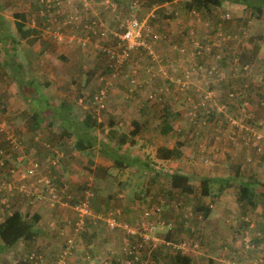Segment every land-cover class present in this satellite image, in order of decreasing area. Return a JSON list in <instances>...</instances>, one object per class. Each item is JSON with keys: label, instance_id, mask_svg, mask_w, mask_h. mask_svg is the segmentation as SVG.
<instances>
[{"label": "rangeland", "instance_id": "obj_1", "mask_svg": "<svg viewBox=\"0 0 264 264\" xmlns=\"http://www.w3.org/2000/svg\"><path fill=\"white\" fill-rule=\"evenodd\" d=\"M14 1L17 3L14 4V2H11L5 9H2L5 11L3 13L7 16L5 18L7 19L8 23H12V16L15 12L18 11V8L23 5V2L28 4V10H34L36 6V0H30V2H28L27 0ZM128 1L129 0H122V16L126 14L130 15L132 13L126 8ZM185 1L188 0H175V2L173 3L160 6L159 0H143L140 6L142 14L149 11L150 9H153L154 7H158L157 9H155L157 16L153 20H155V29L158 31L160 39L156 41L155 44L157 43L156 49L159 52L158 55L163 57L162 62L164 60L170 62H166L162 65V68L165 71L166 69H168L170 74L166 73V75L159 74L156 76H165L167 80L168 77L171 76L170 80H172L175 79L174 76L178 77L179 75L188 74V77H182L181 79L177 80L179 81V83L182 81L186 83V80L192 83V81L194 80L193 75L197 73V69L194 68L195 65L189 68L187 66V62L193 61V57L188 54L185 55L186 58L184 57V55H182V57L177 59L174 57L173 53H175V50L180 49L181 43L184 42V44H186L187 41L190 42V34H195L198 38L200 36H204L203 32H207L210 29L216 30V26H218V22L215 20L216 16L218 17L220 12L224 11H222L221 8L219 9L212 7L210 9L212 15L207 19H203L200 15V12L198 11H196L195 14H187L186 12H184L186 11V9H183L182 7L184 6ZM0 4L4 5V0H0ZM27 4L25 5L27 6ZM232 5L233 7H231L229 4H226V6L223 5L222 8L227 9L230 18L235 17L236 20L238 19L235 26L243 28H241L239 32L234 33L236 35L234 38L219 36L217 49L218 51L222 50L224 54L223 57L227 59H230L231 55L236 54L237 56H234L233 58L239 59L241 60V62H247L242 64H251V75L253 77H256L257 71H261V69L264 67L263 60L256 59L259 54H263L264 52V13L263 15L261 14V17L252 20L250 19V23H247L248 18L246 17L247 10L245 9L246 7H244L245 5L243 3ZM28 16H30V13L28 14ZM33 16L35 18H38L35 14H33ZM148 23L151 24V22ZM67 28L74 29V26L71 25ZM62 34L65 35L64 32ZM58 40L63 42L61 37ZM47 43L48 44L46 47V52L43 56H47L49 61L52 63L50 65V68H29L25 71L23 77L26 78L27 74L31 71L32 74L37 76L40 81H47V79H50L51 82L48 81L49 84L45 87H41L39 89V92L49 96L50 99L56 101L55 103H59L61 97L65 99H67V97L70 99L71 97H73V101L70 100V102L73 103L74 101H79V103H75V105L79 107L81 111L90 110L89 113L94 116L96 123H100L101 126L98 124H96L95 126V133H97L98 135L105 134L104 130L107 128V123L110 116L114 118V124L117 129L115 130L119 133H122V131L125 133L128 132L127 130L131 128L129 121L130 119L135 118L134 113L140 120L146 118L145 125H147V128L142 129L139 134L134 137L135 143L132 146H130L129 144L122 145L119 152L122 153L124 151L123 153H126L125 155L128 158H132L133 156L139 157L141 161H146L147 163H149L150 166L153 167L154 170H156V173H158L157 171H161L163 173L167 172L170 174L179 172V174L185 175L187 177L185 180V184L192 188V192L182 194L176 189L171 188L169 185V179L166 176L160 177L158 179V176L154 175L153 172L152 174L151 172L150 174L147 172L141 174L142 171L140 172L134 170V167H131V169L117 168L113 165V160L108 155L99 153L96 149L82 151L77 148V150L80 152L76 153V149L64 147L63 145L61 146L58 143L59 150H63L66 152V158H68V160L66 161L69 162V164L67 165V170H70L71 175V181L68 180L67 182V184H69L70 186L66 184L67 180L65 181L63 179H59L60 182L63 183L62 185H67L69 190L76 195V193L79 192V188L81 186H86L89 184L94 192L90 203L92 210L96 215H100V213L98 212L99 209H104L103 207L105 206L110 207L105 201L111 198L112 201L115 202V204H113V206L111 207L118 209V215L128 222H135V220L139 216L140 211L142 212L144 208L151 207L158 208V211H156L155 214L156 219H158L159 214L160 216L162 215L165 218H171L174 216L177 219L185 218L180 225L174 223L173 226H170V231H168V233L166 232V226H162L161 223H156L154 233H167L170 238L171 235H174L172 239L176 241L172 243H177L183 238L190 237L185 228H192L193 233L191 234V237L194 235L197 237L199 236L198 247L196 250L192 251V259L194 262L192 264H205L207 256L214 257L217 253L218 257L222 256L221 258H223L225 254L231 255V252L235 264H245L246 255L250 253L249 251H252L254 248L251 249V246L245 247L244 239H252L253 241V239L255 240L256 237L257 241L254 242L256 245L257 242L262 241V238H264L261 231V224L264 225V215L258 214L260 213L261 208L264 207V196L258 194L255 196V206L253 208L247 205V203L244 201H242L241 203L237 202L235 200V197L238 193L239 183L249 177L253 169H256L254 171H259V173L262 172L264 175L261 163H258L259 169L254 166L256 165V163L249 164V159H252L254 157L258 158L259 155L261 157V153H252L251 148L249 146H244L236 137V139H230L228 137L229 127L223 121H221L220 123H215L212 121L210 123L209 128H211V135L209 134V132L205 131L198 137H191L188 133L186 134L187 138H185L183 136H179V134H177L175 130V127H181L179 122L183 121L184 118L171 115L168 117V119L169 123L174 126V133L173 131H168L167 133L161 134L159 132V128L161 127L160 112L158 108H156L157 105H154L156 103L151 102V100L147 97L149 89H133L131 91L132 93L129 94L130 97L124 96L127 83L126 78H124L122 74L129 73L131 69L135 67V63L139 65V63L145 60L142 56L143 53H141L140 51H137V54H141L140 59L137 58V55H132V59L127 61L126 66L121 65L119 71L113 77H111L107 73H104V76L107 77L109 81L107 90V108L95 110L91 105L89 107V97L95 90L96 85H98L99 73H102V71L104 70H108L106 58L98 54V51L94 48L87 47L85 50H83V48H80V46L76 42L71 47L66 46L67 49H70L69 51L63 50L62 46L59 47L54 42L47 41ZM19 50L18 54L20 55L21 52ZM38 58L39 57L36 58L34 63L38 62ZM176 60H180V62L185 61V64H181L182 67L184 66V69H182L183 73L180 72V74H178V72L176 71V66H173V64H171ZM0 69L2 68L0 67ZM224 70H221L223 71L222 76H224L225 81L221 82V84L224 83V85H219L218 88L214 87L216 89L215 92L219 91L221 94L225 93L228 86L235 87L236 83H238V81L240 80L239 77L230 76V73L225 72ZM172 73H175V75L172 76ZM48 74H51L53 78H47ZM10 75L11 74L9 73H5V71L4 74H2L0 71V78L3 82L6 83L4 86L5 89L7 88V85L12 82L9 78ZM13 76L15 75L13 74ZM64 76H66L67 80L72 79V82H62L61 78ZM57 77L60 79L58 80ZM196 79L200 82L201 86L204 85L206 87L207 85L211 84V80L206 79L204 76ZM166 82L161 85L163 91H165L164 87H167ZM172 84L176 85L178 83L174 80V83ZM141 91L144 92L142 93ZM135 93H139V96L136 100ZM216 95H218V93ZM246 101L248 103L252 102V104L255 103V100L251 101L247 99ZM239 102L240 101H237V103H231V108H228L227 110L228 114L226 112V115H228V119L232 118L234 114L240 117H245L244 114L249 111L245 107L248 103H245V105L243 106L244 109L242 110V106L240 105L242 101L240 102V104ZM193 103H196V100L193 101ZM255 106L256 108L257 106L258 108H261L257 104ZM139 108H142L143 114L137 115V110ZM217 108H219V106ZM234 111L237 113H234ZM123 116H125L126 121H123ZM7 118V115H3L1 113V119H3L6 124ZM20 119L21 122L25 121V124H29L30 118L29 116L25 115V113L22 112ZM253 119L254 118H251L250 116L249 120L252 121ZM25 124H23V128L26 126ZM41 125L44 126L45 129L44 127V130L35 128V135H33L34 133L32 134V132L29 133L28 130L26 131L29 140L34 145L29 146L32 149L30 150L28 146H23L22 144V150L25 154L30 155V153H32L36 156H41L44 155L47 151V149L42 146V141H40L38 136H41L44 139V134H48L49 131V133H53L51 131L54 129L53 126H50V124H48L46 120L42 121ZM8 129L12 131L15 130V128L12 129L10 127H8ZM182 130L185 131L186 128H182ZM214 135H217L219 138L214 140ZM211 138L213 140L211 146L213 145L212 148H216L217 151H215V153H212L210 156H208V153L206 155H202L204 154V152H209V144ZM177 141L182 142V145L180 147L181 154L178 158L170 159L169 162L163 161L161 163L154 160L155 149L157 147L165 146L167 148H170L174 146L175 142ZM213 142L216 145H214ZM0 151L4 155H0V162L2 163H0L1 173L2 171H4V168H6L5 166L11 163L10 156L12 155L9 151L5 150L1 140ZM72 151L74 152V154L72 153ZM247 155L249 157H246ZM95 156L97 158L96 161L93 160ZM56 159V157H52L49 160V167H52L51 163ZM90 160L91 162H89ZM63 162L64 161L59 159L58 164L62 166ZM39 163V173L50 175V177L54 179L52 174H50V172L48 171L47 165L41 161ZM237 164L240 165V169L238 172H236L235 168V165ZM148 175H153V178L149 180ZM201 176H211L218 179L229 178L231 180V183L227 187H223L219 193H217L216 190L219 183H214L212 184L213 187L211 195H201L199 192V179ZM1 177L0 179H2ZM257 177H259L260 180L257 179L258 182L256 185H254L255 194L259 193L260 190L264 187V181L262 180L263 176L258 175ZM26 183L28 184L29 180H27ZM29 188L30 190L34 189L31 186ZM167 191H169L170 193ZM175 193L177 195H175ZM106 195H110L108 196L109 198L106 197ZM133 199L135 200V204L133 206L131 205L130 208L132 211H135V214H137L135 216L137 218L135 219V217H132L131 219H127V217L124 216L125 213L124 210H122V206L129 201L131 202ZM159 200L163 202H160ZM5 201L11 203L9 202V198L6 194L0 193V202ZM175 203H177L176 207H174L173 205ZM155 204H159L160 210L159 207H156ZM1 205L0 211H4ZM206 205L211 207V212L209 213L208 218L202 219L201 210L197 209L194 211L192 207ZM254 209L256 210L254 211ZM160 212H162V214ZM211 213H213V216L210 215ZM258 215H262V217H257ZM214 216H221L219 217V219L221 218V220H228V222L223 221L225 225H228L224 226L223 228L227 233L222 232V234L219 235L218 240L221 241L219 243H216L213 237L209 234L208 236H205V239L203 236L205 232L203 230L205 224L210 223L211 225H216V219H214ZM211 217L213 218L211 219ZM253 222H255V229L252 230L251 227L253 226ZM257 230H259V232ZM114 232L117 233L118 237L121 238V234L119 231ZM258 237L260 238V240L258 239ZM20 243L23 242L20 241ZM249 243L251 244L252 242L249 241ZM117 246V243H111L109 246H106V248H109V250L111 248L113 250ZM258 247L260 249L263 248L261 245H259ZM148 248L149 245L146 244L144 249L141 250V254L144 253L145 255V253H148ZM32 249L34 248L31 246H24L7 253L2 252L0 254V264H23L18 263L17 258L19 257V255L22 256ZM85 250L87 249L85 248ZM103 250H105V248ZM106 251L107 250H105V252ZM114 252L120 253V249H118V251H116L115 249ZM165 252H167V250H165ZM183 252L186 251H182L181 253ZM86 253L88 254L87 257L84 256V252L80 254L84 258V261L80 260V264L85 263V260H89L91 258V253L87 251ZM199 254H201L202 256H198L196 257V259H194V256ZM96 257L91 258V263L103 264L102 261ZM211 257L208 258L213 262L218 261L216 257ZM254 257L255 264L263 263L264 253H255ZM68 260L69 259L65 261V264H69ZM158 261H163L164 264H166L168 258L167 256H164V258L160 256V258H158ZM143 263L153 264L151 257L148 260L143 261ZM122 264L124 263L122 262Z\"/></svg>", "mask_w": 264, "mask_h": 264}, {"label": "trees", "instance_id": "obj_2", "mask_svg": "<svg viewBox=\"0 0 264 264\" xmlns=\"http://www.w3.org/2000/svg\"><path fill=\"white\" fill-rule=\"evenodd\" d=\"M142 1L143 0H141V3ZM159 1H160L159 5L162 6V1H169V0H159ZM224 1H228L229 3L236 2L238 4L243 3L245 5L244 7H246L245 9L247 10L246 17L248 19L259 18L261 17V14L263 15L264 13V0H215V1L214 0H188L184 2V6L182 8L186 9V11L184 12H186L187 14L188 13L195 14L196 11H198L200 12V15L202 16L203 19H207L209 16L212 15V13L210 12V9L212 7L216 8L218 6L219 9L220 8L222 9V11L224 12L226 11L225 10L226 8H222L223 7L222 3ZM44 4H45V1L36 0V6L34 10L25 9L23 6L18 8V11L15 12L13 15L14 16V29L16 33L18 34L17 36L10 35L7 22L3 17H1L2 15L0 14V18H1L0 20V54L2 56L4 55L5 57L3 61L8 62V68L7 67L3 68V70L5 71V73L11 74L9 78L11 79L12 82H14L17 88V92L21 96L24 106L26 107L25 112L27 116H29L30 118V121L28 124L30 125L29 126L30 130L33 131L35 129V125H37L38 122H41L44 120H46L48 124H50V126H53L54 130L51 131L53 133H49L50 132L49 131L48 135L44 139L41 136H38L40 141H42V146H44L47 149V155L45 159L49 161L52 157H56L57 159L54 161V164L52 165L54 167L58 164L59 159L61 160V158H63L61 155L62 150H59V147H58L59 145L58 143H60L58 141L59 139L56 140V137H54V134L55 136L59 135V137L62 134L63 137H68L69 139L70 138L73 139L72 145L76 149L78 148L79 150H82V151L96 149L99 153L108 155L113 160V165L117 168H130L131 169V167H134V170H137L140 172L142 171L141 174H144L145 172L149 174L151 172L152 174L153 172L154 175L158 176V179L160 177L166 176L169 179V185L171 188L176 189L182 194L191 193L192 188L185 184V180L187 178L185 175H181L179 174V172H174L170 174L167 172L163 173L161 171H157L158 173H156V170H154L153 167H151L149 163H147L146 161H141L139 157L133 156L132 158H128L125 155L126 153L125 154L123 153L124 151L122 153L119 152L122 145L129 144L130 146H132L135 143L134 137L137 134H139V132L142 129L147 128V125H145L146 118L140 120L134 113L135 118L130 119L129 122H130L131 128L127 130L128 132L125 133L122 131V133H119L118 131H116L117 129L114 124V121H115L114 118L110 116L108 119L109 121L107 123V128L104 130L105 134L98 135L97 133H95V126L96 124L100 125V123H96L94 116L91 113H89L90 110L81 111L80 108L75 105V103H79V101H74L73 103L66 99H60L59 103H55L56 101H53L52 99H50L49 96L44 95L43 93L39 92V89L41 87H45L48 85V81H40L37 76L32 74L31 71L27 74L26 78L23 77L25 74V71L28 70L29 68L23 65L21 61H18V57L16 55L17 46L20 44V41L22 39H28L29 41L34 40V36L36 35L35 33H37L38 31H40L41 33L42 29L45 28L46 25L50 24L46 21V15H45L47 13L46 10L43 13L44 15L40 14V12L45 9ZM4 6L5 4L4 5L0 4V10H2L1 7H4ZM120 7L122 6L118 4V8ZM157 8L158 7H154L152 9L154 16L151 18L152 20H149L148 22H151L152 31L158 33V31L155 29V26H156L154 23L155 20H153L157 16V13L155 11V9ZM97 9H98V15L101 18H105L107 17V15L108 16L111 15V13H109L108 11L109 9L106 8L104 5L100 4L97 7ZM49 10L53 11V8L49 7ZM224 12H222V14ZM29 13H30V17L32 18L30 17L26 18ZM33 14H35L38 18H35ZM222 14L221 16H218L219 19L217 16L215 19L217 22H219V25L216 26L218 27L217 30L210 29L207 32H203L204 36H200L198 38L195 34H190L189 35L190 42L187 41L186 44H184V42L180 44V49H182L181 50L182 52L175 50L174 51L175 53H173L174 57L177 59L182 57V55H184L185 57V55L190 54L193 57V61L187 62V66L190 68L191 66L195 65L194 68L197 69V73L193 75L194 80L192 81L191 84L188 83V84L181 86V84L178 83L176 85L174 84L172 87V89L178 94L177 100H178V103L182 106V111L171 110V102H168L167 98L164 99L166 92H163L160 89L161 85L165 83L166 81H169L171 76L168 77V80L166 79L165 76H156L159 74H162V75H166V73L170 74L168 69H166L165 71L162 68V65L169 61L164 60L162 62L163 57L158 55L159 52L156 49L157 43L156 44L154 43V50H155L154 52L157 56L156 59L154 58V60H152L150 57L146 55L145 51L142 48H137L133 50L132 52L129 51L128 59L122 63V66L123 65L126 66L127 61L132 59L131 58L132 55L135 54L138 56L137 57L138 59L141 58V54L140 55L137 54V51H140L141 53H143L142 56L145 60L142 62V68H144L145 73L151 77L146 78V80H143V81L136 79L137 80V83H136V82L130 81L131 78L129 75H133V74L123 73L122 76L126 78V83H127L125 88H126V91L129 92L127 93L125 91L124 96L130 97L129 94L132 93L131 91L133 89H139V90L144 89L146 84L152 88V89H149L147 93L148 94L147 97L151 100V102L156 103L154 105H157V106L159 105L158 107L156 106V108H158L160 112V121H161L160 126L161 127L159 128V132L161 134L167 133L168 131H171V132L173 131L174 126L171 123H169V119H168V117L171 115L184 118L183 121L179 122L181 127H175V130H176V133L179 134V136H183L185 138H187L186 134L188 133H189V136L191 137H198L204 131L209 132V134L211 135V128H209V125L212 121L215 123H220L221 121H223L225 124H227V126H229L228 125L229 123L228 115H226V112L228 114L227 110L228 108H231L232 102H236V103L237 101L241 102V100L237 99L235 96H233L232 98L230 94H234L237 91L242 90L249 83L251 77L250 76L248 77L247 72L242 66V63H247V62H241V60L236 59V64H235L233 62V59H234L233 57L237 56L236 54L231 55L230 59H227L223 57L224 56L223 51L222 50L218 51L217 49L219 36L234 38L236 36L234 33L239 32L241 28H243V27L235 26L238 19L236 20L235 17L230 18V16L223 17ZM120 15H122V11ZM49 27L50 26L48 25V28ZM80 29H81V26H78L76 24L74 25V29H72V31H76L79 33ZM60 30L62 32L64 31L63 28H60ZM50 31L51 32H46V33L42 32L44 34V41L46 42L55 41L56 42L57 40L55 39L52 33L53 28ZM159 39H160V36H159ZM214 42L216 43V45L213 44ZM73 44L74 43L68 44V45L72 46ZM83 50H85V48H83ZM100 55H102V53ZM15 61L17 62L13 64V62ZM136 65L137 63H135V66ZM151 66H152V69H151ZM107 69L109 71L104 70L102 71V73H99V74H102V75H104V73L110 74V68L108 67ZM182 69H184V66L182 67ZM221 70H224L225 72H229L230 76L239 77L240 79L238 83H236L235 87L228 86L226 84L228 87L226 88V91L224 94H221L219 91L215 92L216 89L214 88V87L218 88L219 85H224V83L221 84V82H225L224 76H222L223 71ZM13 74L15 76H13ZM178 74H180V72ZM174 75L175 73H172V76ZM202 76H204L206 79L211 80V84L207 85L206 87L204 85L201 86L200 82L196 78H200ZM174 77L175 79H172L169 81L170 84L174 83V80L175 82H177V79H181L183 75H179L178 77L174 76ZM102 85L103 83L98 82V85H96L95 90L89 97L88 106L90 107L91 105L95 110L107 108L106 106H107V101H108L107 100L108 86L105 88L104 98L100 102H96L93 98L95 93L97 92V89ZM261 87H262V92L264 94V84L263 83L253 86V88L257 91L261 89ZM207 90L212 91V96L203 98L202 97L203 93L201 92L207 91ZM217 93L218 95H216ZM244 99L245 100L249 99L252 101L254 100V97L246 94L244 96ZM195 100H196V103H193V101ZM201 100H203L205 103L203 102L204 104H201ZM218 105H223V110L217 111ZM45 108L47 109L49 108L50 115L48 116V118H45V119L43 117L40 118L41 115H38V114L41 113V111ZM137 111L138 113L143 114L142 108H139ZM3 112H4V107L0 103V113H3ZM234 113H237V112L234 111ZM140 114H137V115H140ZM232 117L236 119L240 118V116L236 114H234ZM123 121H126L125 116H123ZM249 121L252 124H255L254 121H251V120ZM232 127H233V131H235V134H236L237 129L234 126ZM182 128H186V130L184 131L182 130ZM12 132L14 133L15 136H18L19 138L18 132L16 130ZM252 138L253 137L251 136V144H248L247 146L251 148L252 153L263 154L264 153V143L253 145ZM0 140L5 150L9 151L12 155L10 156L11 157L10 161L13 160L12 161L13 163L11 162L10 164L6 165L5 166L6 168H4V170L7 168H12V167L17 168L19 165L29 161L30 159L31 161H37L38 163L42 161V159L38 157L35 158L32 154L30 155L25 154L26 157H23L21 160H17L16 159L17 151L14 148L12 149V145L4 138L2 134H0ZM210 140H209L210 141L209 152L208 151L204 152V154L202 155H206L208 153V156H210L212 153H215V151H217L211 148V143L213 140L212 138ZM20 141L23 144L21 139ZM181 145H182V142L177 141L175 142L174 146L170 148H167L165 146H159L155 149V157L162 158V159L178 158L181 154V151H180ZM63 146L67 147L65 143ZM257 146H259V150H257ZM0 155L4 156L1 151H0ZM235 168H236V172H238L240 169V165L238 164L235 165ZM1 176L3 177L5 176V171L0 173V177ZM3 177L1 178L3 179ZM148 178L149 180H151L153 178V175L152 176L148 175ZM58 181L59 180H57V183ZM257 182L258 180L251 176L247 177L244 181H241L239 183L238 193L236 194L235 200L239 203L244 201L247 203V205L253 208L255 206V200H254L255 196L257 194L264 196V189H261L259 193L255 194L254 185H256ZM214 183H219L216 189L217 193H219L223 187L225 186L227 187L231 183V180L229 178L218 179L216 177H211V176H201L199 179L200 194L201 195H208V194L211 195L212 187H213L212 184ZM81 187L79 189H81ZM89 188H91V186ZM91 190H92V193L94 194L92 188ZM14 192L16 193L17 190L12 189L11 191H7L4 187L0 188V193L6 194L7 196L8 195L10 196V193L13 194ZM17 193L21 194L22 192L19 191ZM175 195L177 194L175 193ZM28 197H32V196L29 195ZM134 201L135 200L133 199L131 202L129 201L126 204H124L122 206L123 207L122 210L130 209L131 205L133 206L135 204ZM160 202H163V201H160ZM27 204L30 205L31 203L27 201ZM0 205L2 206L4 211L7 210V213H5L6 215L0 220V251L2 249L11 247L18 241H22L24 243H29L33 241V238L37 234V229L34 226V223L36 220L34 215L33 214L29 215L27 214L28 212H21L18 209L12 208L13 205L12 207H10L9 205H11V203H7L6 201L0 202ZM155 205L156 207L158 206L160 210L159 204L158 205L155 204ZM173 205L174 207H176L177 203ZM194 207H192L194 211L197 209L201 210L202 219L207 218L209 213L211 212V207H209L208 205L194 206ZM103 208L104 209L98 210V212L100 213L99 217L91 218L90 216H87V219L85 220V223L82 229L79 230L77 234L75 235V240H74L75 242H76V238L79 237V235L82 236L87 231H89L86 229V227L87 226L92 227L93 224L95 226L97 225L101 226L103 224L106 230L119 231L121 234L120 236H122V232L121 230H119V228L115 227L114 229H110L107 226L105 217L109 211L113 213L112 215L116 218L118 222H127L130 224L132 223V222L126 221L121 216H119L118 215L119 213L115 212L118 209H115L114 207H111V206L110 207L105 206ZM139 213H141V211ZM160 213L162 214V212ZM150 217L151 216H149V218ZM184 219L185 218L177 219L175 218V216L171 218H165L164 216L162 215L160 216L159 214L157 220L162 222V226H166V232L168 233V231H170V226H173L174 223H176L177 225H180ZM185 229L187 233H189L190 237L183 238L179 240V242H184L185 246L187 247L186 249L195 248L194 250H196L198 247V241H199L198 237L199 236L197 237L194 235L191 237V234L193 233L192 228L188 229L186 227ZM101 231L104 232L103 228H101ZM100 235L103 236V233ZM155 235L157 236V233ZM173 236L174 235H171V238L169 239H165L167 238L165 237L164 239L157 240L158 242H155L153 245H150L151 243L148 242L149 248L147 249V251L149 250L148 251L149 254L145 253L144 255L143 253L141 254L140 258L138 257L137 259L141 261H145L151 257L153 264H164L163 261H162L163 263L158 261V258H160V256H162V258H164V256H167L168 261L166 264H192L194 263L192 259L191 250L181 253L182 250H186V249H180V248H176L175 246H173V244H176V243H172L176 241L172 239ZM128 239L122 238L121 241L118 243V249H120V253L118 252L115 253L114 249L112 250L111 248L109 251L107 250L105 253L106 254L105 257L101 259L102 263L105 262V264H122L123 262L124 264H126V262H128V259H133L132 254H124L125 252L122 253V246H124L123 243L124 241L125 242L128 241ZM263 240L264 239L262 238L261 243L263 242ZM167 241H169V243L166 244ZM194 241L197 243L196 247H193ZM250 241L253 242L252 243L253 246L250 247L251 249L254 248L253 249L254 251L263 252V249H260L254 246L255 245L254 242L257 241L256 237H255V240L253 239L252 241L251 239ZM62 246H63V242H62ZM23 247H24V244H23ZM164 249L167 250V252H165ZM75 250H76V247H75ZM75 250L71 255H69V258L76 253ZM31 252L35 254H39L36 249H32L31 251H29L28 253H25L22 256L19 255V257L17 258L18 263L34 264V263H31V260L29 259V254ZM59 252H57L54 260L56 259ZM41 260L42 261L44 260L43 257H41ZM130 264H140V261L133 260Z\"/></svg>", "mask_w": 264, "mask_h": 264}, {"label": "built area", "instance_id": "obj_3", "mask_svg": "<svg viewBox=\"0 0 264 264\" xmlns=\"http://www.w3.org/2000/svg\"><path fill=\"white\" fill-rule=\"evenodd\" d=\"M41 1V0H39ZM45 1V9L40 12L43 13L46 10V21L48 25L45 26L43 33L51 32L53 28V35L56 40H63V43L72 44L77 43L82 48H95L98 53H102V56L106 58L108 67L110 68V76L113 77L120 69V66L124 61L128 59L129 51H133L137 48H142L146 55L152 60L156 59V54L154 50V43L159 39V34L152 31V25L147 21L152 20L154 16L152 9L143 13L140 8L141 0H129L128 1V10L132 13L126 14L124 16L120 15L121 11L118 8V4L115 0H43ZM104 5L108 8L110 16L107 15L105 18H101L98 15V9L96 8L99 5ZM49 7L53 8V11L49 10ZM140 10V11H139ZM140 14V15H139ZM60 16V17H59ZM223 17H229V13L224 12ZM112 23H114L112 25ZM81 26L80 32L72 31L68 29V26L71 25ZM60 28L64 29L65 35H63ZM50 29V30H49ZM218 27H216V30ZM216 45V43H213ZM181 51L182 49H177ZM256 59H262L264 62V52L259 54ZM233 62L236 64V58L233 59ZM243 68L250 76L251 83L255 84H264V67L257 71L256 77L251 75V64H242ZM131 82H136L137 80L133 75H129ZM188 74H185L184 77H188ZM98 81L103 83L97 89V92L94 95V100L100 102L105 95V88L108 86V78L102 74L98 75ZM177 83L179 81L177 80ZM181 86L188 84L184 81L180 82ZM248 85H246L242 90L237 91L234 94H230L233 98L235 96L237 99H240L241 109H244V104L246 100L244 96L247 94ZM203 98L212 96V91H202ZM204 101L201 100V104ZM244 103V104H243ZM259 105H264V97L258 99ZM217 111L223 110V105H218ZM245 117H240L238 119L232 117L229 118V133L228 137L230 139H238L240 142L247 146L251 144H263L264 143V122L257 123V127L252 124L249 120V115L244 114ZM234 126L237 129V133L233 131ZM249 136H248V134ZM0 134L12 145L17 151V160H21L23 157H26L25 153L22 150V143L18 136H15L12 130L8 129L7 124L3 119H1L0 113ZM214 140L219 138L217 135H214ZM236 137V138H235ZM214 144V142H213ZM216 145V144H214ZM203 146V145H202ZM213 145L211 146V148ZM214 149V148H213ZM216 150V148H215ZM259 150V146H257ZM55 161V160H54ZM54 161L51 163L54 164ZM1 163V162H0ZM2 164V163H1ZM40 163L37 161H31V159L25 162L22 165H19L17 168H7L5 169V176L3 179H0V188L4 187L7 191L16 189L17 192H22V196L26 198L31 204L44 203L48 206H66L71 212L72 216L67 219L68 229L63 231L60 229V234L63 236V246L60 252L56 257L54 264H65L68 256L71 255L76 247L75 235L79 230L82 229L87 216L99 217L96 215L91 207L90 200L93 196L90 185L81 187L76 195L72 193L67 185H62L63 183L60 180L57 181L52 179L50 175L40 174ZM5 180V181H4ZM29 180L33 183L34 189L30 190L26 181ZM31 195L32 197H28ZM26 201V202H27ZM154 208V209H153ZM158 208H144L141 213H139L138 218L133 223L127 222H118L116 218L112 215L113 213L109 211L105 217L107 226L110 229L115 227L119 228L123 234V238H129L128 241H124L122 246V253L132 254L133 259H128L126 264H130L133 260L140 261V264H144L143 261L137 259L141 256V250L144 249L145 245H153L157 240V236L154 233V228L156 223H161L156 219V211ZM118 213V211H115ZM94 214V215H93ZM149 216H151L149 218ZM250 239H244L245 247L253 246L249 243ZM149 242V243H148ZM168 242H166L167 244ZM176 248L186 249L184 242H179L173 244ZM197 243L193 242V247H196ZM195 248L186 249L182 251H194ZM84 256L87 257L88 254L84 252ZM40 254L30 253L29 259L31 263L44 264L41 260ZM105 264V262H103Z\"/></svg>", "mask_w": 264, "mask_h": 264}, {"label": "crops", "instance_id": "obj_4", "mask_svg": "<svg viewBox=\"0 0 264 264\" xmlns=\"http://www.w3.org/2000/svg\"><path fill=\"white\" fill-rule=\"evenodd\" d=\"M27 1L30 2V0H27ZM115 1L122 6V0H120V1L115 0ZM11 2H14V4L17 3L14 0H4V3L6 6L1 7V9H5ZM173 2H175V0L162 1V5H167V4L173 3ZM25 4H27V3L23 2L22 6L25 9H27L28 4H27V6ZM226 4H229L231 7H233L232 4L237 5V3L235 4V2L229 3L228 1H224L222 3V5H225V6H226ZM127 7H128V3H127L126 8ZM216 8H219V7L217 6ZM119 9H120V11H122V7H120ZM225 10L227 11V9H225ZM3 12H5V11L0 10V14L2 15L1 17H3L7 22V26H8V29L10 31V35L11 36H17L18 34L16 33V31L14 29V16H12V23H8L7 19L5 18L7 16L4 15ZM26 16H27V14H26ZM29 17L30 16H27L26 18H29ZM250 19L252 20L255 18H250ZM250 19H247V23H250V21H251ZM0 20H1V18H0ZM44 20H45V18H44ZM113 24L114 23H112V25ZM43 30H44V28H43ZM35 34L37 35V37ZM35 34H34L35 35L34 40L29 41L28 39H22L20 41V44L17 46V50H16V55L18 57V61H21L23 63V65H25L27 68H34V67L35 68H41L42 67L43 69H49L50 65L52 63L49 61L47 56H43L46 52V47H47L48 43L46 41H44V34L42 32L40 33V31H38ZM53 42L56 45H58L59 47L62 46L63 47L62 49L65 51L70 50V49H67L66 46H69V47H71V46L66 44V43H63L60 40H57L56 42L53 41ZM19 49H21V50H19ZM18 50L21 52L20 55L18 54ZM37 57H39L38 58L39 60L37 63H34ZM4 58H5L4 55L2 56L0 54V67L2 68V69H0V71L2 74H4L3 68H6V67L8 68V62L3 61ZM16 62L17 61L13 62V64H15ZM182 63L185 64V61L180 63V60H176L171 64H173V66H176V71L178 73L179 72L183 73L182 65H181ZM151 69H152V66H151ZM129 73L133 74L135 76V78L137 80H140V81L146 80V78L151 77L145 73L144 68H142V62L139 63V65H136L133 69H131V71ZM183 77H184V75H183ZM47 78H53V77L51 74H48ZM59 79L60 78H58V80ZM61 79H62V82H66V81L72 82V79L67 80L66 76L62 77ZM47 81L51 82L50 79H47ZM188 83L191 84L190 82H188ZM5 84L6 83L3 82L2 79L0 78V103L4 107V112L2 114L8 116L7 121H6L7 126L12 128V129L15 128V130L18 132L19 138L23 142V146H28V147L30 145L32 146L34 144L29 140L28 134L26 131L28 130L29 133L32 132V134H33L34 130L31 131L29 128L30 125L25 124V121L21 122V119H20L22 112L25 113V115H27L25 112L26 110H24V109H26V107L24 106V103L22 101L21 96L17 92V88H16L14 82L9 83L7 85L6 89L4 88ZM166 86L167 87H164L165 91H163L162 88H160V89L163 92H166L164 99L167 98V101L171 102V110L182 111V106L178 103V100H177L178 94L172 89L173 84L172 83L170 84L167 81ZM144 89L147 90V89H152V88L146 84ZM141 92L143 93L144 91H141ZM258 93H259L258 95H260L262 93L261 89L258 90ZM138 96H139V93H135V100L138 98ZM60 99H65V98L61 97ZM66 100H68V101L73 100V97H71V99L67 97ZM246 108H247V110H249L246 114L249 115V119H250V116H251V118H254L253 119L255 122L254 125L256 127H257V123L264 122V107H261V108L257 107L256 108V106L254 104H252V102H250L249 104H247ZM47 110L48 109L45 108L41 111V113L38 114V115H41L40 118L41 117H43L44 119L48 118V116L50 114H49V110L48 111ZM29 111H31V110H29ZM43 113H44V115H43ZM137 114H140V113H137ZM152 115H153V113H152ZM41 122H38V124L35 125V128H38L39 130H44L45 127L41 125ZM23 124L26 125L24 128H23ZM43 127H44V129H43ZM35 132H36V130H35ZM33 135H35V133ZM47 135H48L47 133H46V135L44 134L45 137ZM54 137H56V140L59 139L58 141L61 143V146L64 145V143H65V145L68 148L71 147V149L72 148L76 149L72 145V141H73L72 138L69 139L68 137H63L62 134L60 137H59V135L55 136V134H54ZM29 149L32 150L30 147H29ZM75 151H76V153L80 152L77 149ZM72 153L74 154L73 151H72ZM30 154H32V153H30ZM32 155L35 158L38 157V158L42 159L41 162H44L47 165L48 171L50 172V174H52V176L54 177L55 180H59V179H63L65 181L67 180L66 184H67L68 180L71 181L70 170H67V165L69 164V162L66 161V160H68V158H66L67 156H66L65 151H63V150L61 151V155L64 158V159L61 158V160L64 161L62 163V166L57 164L54 167L53 166L49 167V161H47L45 159L46 155H47V151L45 152L44 155H41V156H36L35 154H32ZM93 160L94 161L97 160L96 156L94 157ZM154 160L156 162H160V163L163 161H165V162L170 161V159H162V158H157V157H155ZM255 163H256V165H254V166L257 169H259L258 163H261L262 164V171L264 172V155L263 154H261V157L259 155L258 158L254 157L252 159H249V164H255ZM22 164H24V163H22ZM203 165H205V164H203ZM254 170H256V169H253V171L250 173L251 174L250 176H252L253 178L257 177L258 175L263 176L262 180L264 181L263 173L262 172L259 173V171H254ZM4 171H2V172H4ZM67 171H68V173H67ZM255 179H259V177L255 178ZM27 185H28V187L31 186L32 188H34V185L31 181H29V183ZM67 185L70 186L69 184H67ZM108 196H110V195H106V197H108ZM7 197L9 198V202H11V205H9L10 207H12V205H13L12 208L18 209L21 212H28L27 214H29V215H32V214L34 215V217L36 219L34 226L37 229V234L33 238V241H31L29 243H24V242L20 243V241H18L14 245H12L11 247L2 249L0 251V254L2 252L7 253V252H10L12 250H16L17 248H21V247H23V244H24V246H26V247L31 246L34 249H36L37 252L39 254H41V256L43 257L44 264H54V262L56 261V259L54 260V258L56 256L57 252L60 251V249L62 247V242H63V237L60 234V229H62L63 231H67V229H68L67 219H69L72 216L70 209L66 206H55L52 208V207H48L44 203H37V204H30L29 205V204H27L25 198L17 192H16V194L10 193V196H7ZM105 202L108 203V206H113V204H115V202L112 201L111 198L109 200H106ZM137 210H139V209H137ZM255 210L256 209H254V211ZM5 213H7V210L6 211H0V220L6 215ZM124 213H125L124 216L127 217V219L128 218L131 219L132 217H135V219L137 218L135 216L137 214H135V211H132L131 208L125 209ZM126 213H127V215H126ZM220 214H223V213H220ZM258 214L264 215V207L261 208V211ZM210 215L213 216V213H211ZM219 217H221V216H214V219H216L215 220L216 225H211L210 223L205 224V226L203 228V230L205 231L204 235H203L204 239H205V236H208V234H209L213 237V239L216 243L221 242L220 240H218V238H219V235L222 234V232H225L223 228H224V226H228V225H225L224 222H228V220L227 219L221 220V218L219 219ZM257 217H262V215L261 216L258 215ZM212 218L213 217H211V219ZM231 222H230V224H231ZM252 224H253V226L251 228L253 230V229H255V222H253ZM261 226H262L261 231H262L263 236H264V225L261 224ZM101 228H103L104 232L101 231ZM86 229L89 231L86 232L82 236L79 235V237L76 238V253L74 255H72L70 258L68 256L67 259H69L68 260L69 264H80V260L84 259L80 254L83 252H86V251L91 253V258L92 257L95 258L97 256L96 258L101 260L106 255L105 250L109 251V248H106V246H109L111 243H113V244L117 243L118 244L122 239V236H121V238L118 237V234L115 233L114 231L106 230L103 224L101 226H98V225L95 226L93 224L92 227L87 226ZM257 231L259 232V230H257ZM102 233H103V236L100 235ZM225 233H227V232H225ZM166 234L167 233H158L157 234L158 240L164 239L165 237H167L165 239H169L170 238L169 235H166ZM258 239L260 240L259 237H258ZM167 242L169 243V241H167ZM259 245L263 246V248H262L263 252L262 253H264V240H263V244L260 241V242H257L255 246L257 248H259L258 247ZM85 248L87 250H85ZM104 248H105V250H103ZM115 249H116V251H118V246ZM249 252L250 253H248L245 257V264H247V263L248 264H255L254 254L259 253V252L258 251L255 252L254 250L249 251ZM215 255L216 256H214V257L205 255V256H207V258L205 260V262H206L205 264H235V261L233 260L232 252H231V255L225 254V256L223 258H221L222 256L218 257L217 253ZM198 256H202V255L201 254L195 255L194 259H196V257H198ZM208 257H211V258L216 257L218 261L213 262ZM91 258L89 260L88 259L85 260V263H83V264H92ZM262 259H263V256H262ZM262 264H264V260H263Z\"/></svg>", "mask_w": 264, "mask_h": 264}, {"label": "clouds", "instance_id": "obj_5", "mask_svg": "<svg viewBox=\"0 0 264 264\" xmlns=\"http://www.w3.org/2000/svg\"><path fill=\"white\" fill-rule=\"evenodd\" d=\"M225 12L229 13L228 11H225ZM221 14H222V12H220L219 16H221ZM229 16H230V15H229ZM218 25H219V22H218ZM247 85H248L247 95L254 97V100H255L254 105H256V104L259 105V104H258V99L264 97L263 92H262L260 95H258V94H259L258 91L255 90V89L253 88V86L257 85V84H255V83H251V82H249ZM261 91H262V87H261ZM254 100H253V101H254ZM245 103H248V102L246 101ZM249 103H250V102H249ZM249 103H248V104H249ZM244 105H245V104H244ZM245 107H246V106H245ZM257 107H258V106H257ZM259 107H264V105H259ZM70 211H71V210H70ZM71 215H72V212H71Z\"/></svg>", "mask_w": 264, "mask_h": 264}]
</instances>
